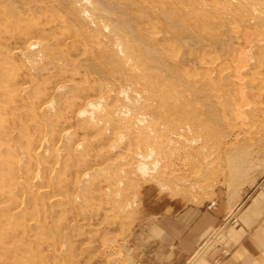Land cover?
<instances>
[{"label": "rangeland", "instance_id": "obj_1", "mask_svg": "<svg viewBox=\"0 0 264 264\" xmlns=\"http://www.w3.org/2000/svg\"><path fill=\"white\" fill-rule=\"evenodd\" d=\"M263 5L0 0V264L154 261L187 206L222 245L264 181Z\"/></svg>", "mask_w": 264, "mask_h": 264}, {"label": "crops", "instance_id": "obj_2", "mask_svg": "<svg viewBox=\"0 0 264 264\" xmlns=\"http://www.w3.org/2000/svg\"><path fill=\"white\" fill-rule=\"evenodd\" d=\"M223 220L222 215L204 206H187L175 216L163 218L155 260L140 264H183L199 249L198 257L191 264H264V181L226 226L223 244L207 245L201 251ZM220 236L217 234L214 240ZM223 249L229 253H223Z\"/></svg>", "mask_w": 264, "mask_h": 264}, {"label": "bare ground", "instance_id": "obj_3", "mask_svg": "<svg viewBox=\"0 0 264 264\" xmlns=\"http://www.w3.org/2000/svg\"><path fill=\"white\" fill-rule=\"evenodd\" d=\"M263 8H264V5H263ZM257 14L259 15V16H252V18L251 19H253V20H258V23L260 22L259 20H260V18H264V17H261V15L263 16V14H264V12H262V10H261V12H257ZM252 15H253V13H252ZM254 15H255V13H254ZM264 20V19H263ZM262 21V20H261ZM264 22V21H263ZM119 39V38H118ZM121 41H123V40H120V42ZM125 41V40H124ZM123 41V42H124ZM116 43H118V42H116ZM36 45V44H35ZM123 44L121 43V46H122ZM31 46H34V45H31ZM31 48V47H30ZM126 48H128V49H130L129 48V46H127V43H126ZM30 50V49H29ZM131 50H132V48H131ZM131 50H130V52H131ZM133 52V51H132ZM135 70V69H134ZM136 72H137V70H136ZM149 78V76L148 75H140V78L143 80V81H145V79L146 78ZM145 83L146 84H149V85H153V83H154V81H145ZM155 83H157V81L155 82ZM153 88H154V86H153ZM156 88V90H159V92L161 93V95H165V96H168L169 95V90H166V91H164V89H160L161 87H155ZM89 106H91V105H93L92 103H89L88 104ZM48 106V108H50V109H52V108H54L53 107V104H49V105H47ZM94 107V106H93ZM160 107H162V106H160ZM148 108H150V107H148ZM156 108V107H155ZM157 109V108H156ZM154 110V112L156 113H158L159 111H160V108H158L157 110ZM151 111H152V109H151ZM84 113L86 112V110H84L83 111ZM83 114V113H82ZM0 118H1V116H0ZM166 119L167 120H172V118L171 117H166ZM173 122H174V120H172ZM168 122V121H167ZM135 127H136V125H135ZM157 125L153 122V123H150V124H148L147 126H144V127H142V128H139V127H136V131H138L139 133H143L144 134V136H146V134L148 133V134H152V132H155V131H157ZM168 135V134H167ZM178 139V138H177ZM170 140H172V139H170ZM140 155L141 154H139V153H136V155L135 156H137V158H140ZM143 156V155H142ZM141 156V157H142ZM145 160V158L143 159V157H142V162ZM139 161V160H138ZM140 162V161H139ZM144 163V162H143ZM142 164V163H141ZM145 165H146V163H144ZM144 164H142L143 165V168H144ZM142 165H141V167H142ZM140 167V166H139Z\"/></svg>", "mask_w": 264, "mask_h": 264}, {"label": "built area", "instance_id": "obj_4", "mask_svg": "<svg viewBox=\"0 0 264 264\" xmlns=\"http://www.w3.org/2000/svg\"><path fill=\"white\" fill-rule=\"evenodd\" d=\"M213 206H214V203H211L209 207H213ZM223 252H224L225 254H228V253H229V251H228L227 249H224Z\"/></svg>", "mask_w": 264, "mask_h": 264}]
</instances>
